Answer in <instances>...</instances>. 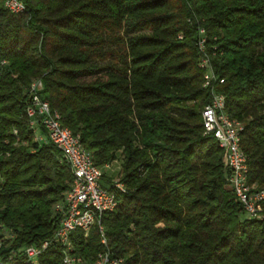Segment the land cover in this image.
<instances>
[{
  "label": "trees",
  "instance_id": "trees-1",
  "mask_svg": "<svg viewBox=\"0 0 264 264\" xmlns=\"http://www.w3.org/2000/svg\"><path fill=\"white\" fill-rule=\"evenodd\" d=\"M22 1L13 14L0 0V237L11 236L0 254L15 251L3 264H31L22 249L51 240L54 204L72 180L29 124L37 78L95 164L119 163L123 189L109 186L118 205L101 215L103 230L95 222L86 236L71 233L82 264L106 250L118 264H264V219L233 194L225 153L201 118L211 88L222 93L243 125L248 182L264 189V0ZM62 256L52 241L36 262Z\"/></svg>",
  "mask_w": 264,
  "mask_h": 264
},
{
  "label": "built area",
  "instance_id": "built-area-1",
  "mask_svg": "<svg viewBox=\"0 0 264 264\" xmlns=\"http://www.w3.org/2000/svg\"><path fill=\"white\" fill-rule=\"evenodd\" d=\"M3 7L13 14L23 13L26 9L22 0H3ZM201 66L204 68L203 87L209 88L214 74L207 57L202 59ZM42 88L40 78L30 83L27 90L26 115L35 135L37 130L43 129L46 139L61 152L71 170L72 180L69 189L54 204L58 225L51 240H44L39 245H27L22 250L27 261L36 264L38 255L55 241L63 250L62 264H82L81 258L74 255L70 241L71 233L80 229L86 236L95 222L102 231L101 215L113 211L118 205V200L109 186L122 190L123 185L119 181H111L112 185L103 181L102 166L95 164L93 155L83 146L80 135L73 133L61 123L59 113L40 95ZM201 118L203 133L212 136L225 153V165L229 170L227 181L233 194L249 217L264 219V209L261 205L264 201V189L255 190L247 179V156L240 145L243 125L226 113L225 96L222 93L211 88L210 100L203 107ZM35 139L39 140V137L36 135ZM1 180L3 179L0 175V182ZM9 237L11 236L6 232L2 240ZM101 242L106 243L103 236ZM14 255V250H9L7 257L0 254V264H3L4 258L10 260ZM119 262V259L112 257L106 250L98 253L91 264Z\"/></svg>",
  "mask_w": 264,
  "mask_h": 264
},
{
  "label": "rangeland",
  "instance_id": "rangeland-1",
  "mask_svg": "<svg viewBox=\"0 0 264 264\" xmlns=\"http://www.w3.org/2000/svg\"><path fill=\"white\" fill-rule=\"evenodd\" d=\"M42 136L40 135V131L39 130H37V132H36V135L39 137V142L40 143H42L43 141H45V139H46V136H45V133H43L42 132ZM40 136H41V138H40ZM102 172L107 176V177H110V179L112 180V181H118V178H117V175H118V173H119V163H118V161H114V162H112L111 164H109V165H107V166H102ZM104 180V179H103ZM1 181H3V180H1ZM0 184H1V182H0ZM123 187V186H122ZM3 234V236H4V234H6V232H3L2 233ZM3 236H1L0 237V248L1 247H7V245H4L3 243L5 242V240H2V238H3ZM32 262V261H31ZM30 262V263H31ZM36 262V261H35ZM31 264H33V262L31 263ZM36 264H37V262H36Z\"/></svg>",
  "mask_w": 264,
  "mask_h": 264
}]
</instances>
